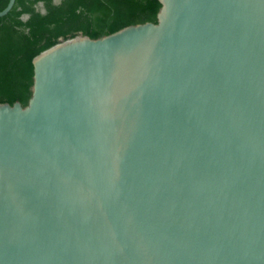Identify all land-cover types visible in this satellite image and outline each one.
Listing matches in <instances>:
<instances>
[{
  "label": "water",
  "instance_id": "1",
  "mask_svg": "<svg viewBox=\"0 0 264 264\" xmlns=\"http://www.w3.org/2000/svg\"><path fill=\"white\" fill-rule=\"evenodd\" d=\"M159 2L0 103V264H264V0Z\"/></svg>",
  "mask_w": 264,
  "mask_h": 264
},
{
  "label": "trees",
  "instance_id": "2",
  "mask_svg": "<svg viewBox=\"0 0 264 264\" xmlns=\"http://www.w3.org/2000/svg\"><path fill=\"white\" fill-rule=\"evenodd\" d=\"M7 2L0 0V10ZM160 6L159 0H15L0 17V103L27 105L32 60L44 49L78 34L98 38L129 25L155 23Z\"/></svg>",
  "mask_w": 264,
  "mask_h": 264
},
{
  "label": "rangeland",
  "instance_id": "3",
  "mask_svg": "<svg viewBox=\"0 0 264 264\" xmlns=\"http://www.w3.org/2000/svg\"><path fill=\"white\" fill-rule=\"evenodd\" d=\"M39 9H41V6H39Z\"/></svg>",
  "mask_w": 264,
  "mask_h": 264
}]
</instances>
